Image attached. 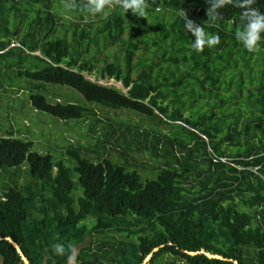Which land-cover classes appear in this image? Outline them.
<instances>
[{"label": "trees", "instance_id": "obj_1", "mask_svg": "<svg viewBox=\"0 0 264 264\" xmlns=\"http://www.w3.org/2000/svg\"><path fill=\"white\" fill-rule=\"evenodd\" d=\"M148 2L146 19L119 7L105 18L77 0L65 25L64 0H0V88L54 119L86 121L93 137L55 155L17 128L0 132V168L26 160L29 178L0 179L2 264H25L5 236L29 264H68V245L77 264H139L149 252L145 264H264V37L242 96L240 69L234 88L224 80L237 57L249 76L251 53L234 36L242 10L225 6L209 23L206 0ZM254 7L264 13V0ZM162 8L170 13L158 17ZM181 10L220 43L192 49ZM151 47L160 50L145 63ZM117 110L125 118L108 114ZM142 153L158 160L145 175ZM198 249L221 257L187 252Z\"/></svg>", "mask_w": 264, "mask_h": 264}, {"label": "rangeland", "instance_id": "obj_2", "mask_svg": "<svg viewBox=\"0 0 264 264\" xmlns=\"http://www.w3.org/2000/svg\"><path fill=\"white\" fill-rule=\"evenodd\" d=\"M63 9L64 7L62 5L59 6V9H57L56 13L59 16V19L57 21L63 22L65 25H67L70 18L76 20V18L70 15L69 13H65ZM153 12L158 15V17L167 16L170 13V11L166 10L165 8H162L160 11H155L153 9ZM85 20H87L86 17L80 19V21ZM95 25H98L97 20H95L93 23V26ZM223 29L231 33L228 27H223ZM65 34L67 36L69 35V28L68 31H65ZM96 39L97 46L99 47V37L97 36ZM112 48L113 46H110V49ZM159 50L155 51L152 47L151 49L146 48L144 52L141 53L143 61L145 63H149L151 62L150 59L155 60L156 52ZM240 53L241 54L238 55H244V52ZM97 57H99L98 53ZM261 59L262 58L257 53H251L248 59V65L250 67V69H248V76L246 68L240 65L241 58L237 57L236 68L227 70V74L224 77V80H226L231 75V80L228 85L229 89L234 88V81L238 79V75L230 73L234 69L241 70L239 73V88L242 93L241 95L243 96L245 94L247 88H252L256 81L255 74H257L261 68ZM211 65L214 64L211 63ZM88 77L93 78V76L90 75H88ZM220 78L222 80V75L220 76ZM97 81L113 83L121 87V89H124L118 81H115L111 78H108V80L98 78ZM24 97L25 94H23L21 91L12 92L10 89L4 91L0 88V132L3 131V128H17L19 130L15 131V133L25 137L26 139L31 140V149L39 152H50L55 155H60V149L68 141L74 142L76 140L83 145H90L93 142V137L89 136V134L92 135V133L90 132L89 128L85 125L86 121L75 122L69 120L64 122L61 119H54L51 116L41 114L35 111V109L30 105V103L24 100ZM81 100L82 99H80V101ZM239 101H241V99H239ZM114 112H117L115 116H117L118 118H125V112L120 110L108 111V114L113 115L114 117ZM86 133L88 134L86 135ZM93 134H95V132H93ZM157 162L158 160L150 157L148 153L136 154L134 158V163L138 165V170L141 172L142 175L148 174L150 171L149 166H152ZM26 165V160H23L19 164L17 170H14V166L6 167L4 170L0 168V179L7 181L6 179L10 174V179H14L15 181L17 180L18 183L25 182V180L29 179L27 175L28 172ZM143 167H146L147 169H144ZM0 264H2L1 260Z\"/></svg>", "mask_w": 264, "mask_h": 264}, {"label": "clouds", "instance_id": "obj_3", "mask_svg": "<svg viewBox=\"0 0 264 264\" xmlns=\"http://www.w3.org/2000/svg\"><path fill=\"white\" fill-rule=\"evenodd\" d=\"M206 3L209 4L206 10V22L209 23L222 19L220 10L225 6L232 5L241 9L240 21L242 26L236 30L235 39L250 53L261 51V41L264 37V13L254 7L256 0H206ZM149 6L148 0H84V7L92 17L103 15L107 18L109 10L119 7L124 14L130 11L132 15L146 19ZM63 7L66 11H75L78 7L77 0H64ZM181 16L183 17L184 29L194 37L191 47L196 52H202L206 46L212 48L220 43L218 34L206 32L202 23L196 24L188 18L185 11L181 10ZM68 249V264H77L76 254L72 251L73 246L68 245ZM54 251L57 255L64 256L65 245L56 244Z\"/></svg>", "mask_w": 264, "mask_h": 264}, {"label": "water", "instance_id": "obj_4", "mask_svg": "<svg viewBox=\"0 0 264 264\" xmlns=\"http://www.w3.org/2000/svg\"><path fill=\"white\" fill-rule=\"evenodd\" d=\"M0 238H1V236H0ZM5 239L9 240V241L12 243V245H13L14 248H15V250L19 253L20 258L23 260V262H24L25 264H29L28 261H27V259H26L25 256H24V254H23L22 251L20 250L19 246L17 245V243H16L15 241H13L9 236H5ZM155 248H156V247H153V249H155ZM197 251H201V252H203L206 256H212V257H218V258L221 257V255H219V254H217V253H211V252H208V251H205V250H202V249H198V250H188L187 252H188V253H194V252H197ZM149 256H150V252L147 253V254L143 257V259L141 260V262H140L139 264H145V262H146V260H147V258H148ZM235 263H236V261L233 260L231 264H235Z\"/></svg>", "mask_w": 264, "mask_h": 264}]
</instances>
